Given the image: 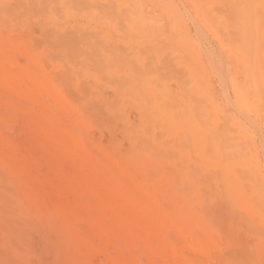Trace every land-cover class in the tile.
<instances>
[{"label":"bare ground","instance_id":"6f19581e","mask_svg":"<svg viewBox=\"0 0 264 264\" xmlns=\"http://www.w3.org/2000/svg\"><path fill=\"white\" fill-rule=\"evenodd\" d=\"M60 1L0 0V264H264V0Z\"/></svg>","mask_w":264,"mask_h":264},{"label":"rangeland","instance_id":"374dc122","mask_svg":"<svg viewBox=\"0 0 264 264\" xmlns=\"http://www.w3.org/2000/svg\"><path fill=\"white\" fill-rule=\"evenodd\" d=\"M1 1V5L5 6L6 8L23 11V16L26 20L25 24L29 31L35 36H39L43 33V31L51 30L57 26L63 27L80 21L85 22L83 18H80V16L77 14L69 15L64 12V9L71 5L69 1L64 3H62L60 0H40V2L39 0ZM117 37H120V35H117ZM207 44L213 49L216 48V44L212 40H209ZM110 139L111 136L106 133L104 140L109 141ZM33 238L35 241L34 244H37V246H39V243L43 241L42 237H38V235H35ZM40 240L42 241L40 242Z\"/></svg>","mask_w":264,"mask_h":264}]
</instances>
